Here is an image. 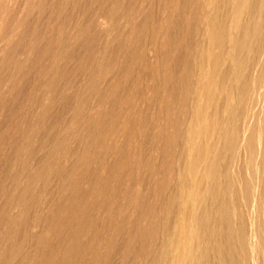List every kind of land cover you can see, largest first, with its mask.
<instances>
[{
	"label": "rangeland",
	"instance_id": "obj_1",
	"mask_svg": "<svg viewBox=\"0 0 264 264\" xmlns=\"http://www.w3.org/2000/svg\"><path fill=\"white\" fill-rule=\"evenodd\" d=\"M217 1L226 25L230 0ZM205 6L0 0V264L161 263L195 125Z\"/></svg>",
	"mask_w": 264,
	"mask_h": 264
},
{
	"label": "bare ground",
	"instance_id": "obj_2",
	"mask_svg": "<svg viewBox=\"0 0 264 264\" xmlns=\"http://www.w3.org/2000/svg\"><path fill=\"white\" fill-rule=\"evenodd\" d=\"M216 1L204 0L205 45L198 50L191 96L195 125L185 141L178 216L160 264H264V215L252 197L257 187L264 197V137L257 139L264 126V47H253L264 30V8L255 0H230L222 25ZM251 64L259 76L249 74ZM221 97L223 115L217 109Z\"/></svg>",
	"mask_w": 264,
	"mask_h": 264
}]
</instances>
